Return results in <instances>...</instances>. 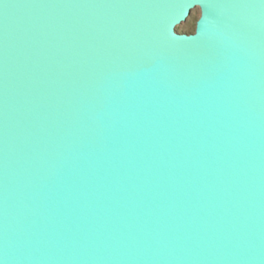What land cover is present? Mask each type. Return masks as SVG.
Segmentation results:
<instances>
[{"label":"water","instance_id":"obj_1","mask_svg":"<svg viewBox=\"0 0 264 264\" xmlns=\"http://www.w3.org/2000/svg\"><path fill=\"white\" fill-rule=\"evenodd\" d=\"M0 260L264 264L261 0H2Z\"/></svg>","mask_w":264,"mask_h":264},{"label":"rangeland","instance_id":"obj_2","mask_svg":"<svg viewBox=\"0 0 264 264\" xmlns=\"http://www.w3.org/2000/svg\"><path fill=\"white\" fill-rule=\"evenodd\" d=\"M201 16V11L200 9H195L191 16L188 18L186 22L178 26V31L182 33V31H187L190 29H194L196 27V22Z\"/></svg>","mask_w":264,"mask_h":264},{"label":"snow or ice","instance_id":"obj_3","mask_svg":"<svg viewBox=\"0 0 264 264\" xmlns=\"http://www.w3.org/2000/svg\"><path fill=\"white\" fill-rule=\"evenodd\" d=\"M2 2V0H0ZM261 4L264 5V0H261ZM4 7H8L7 4H4ZM244 7H253V5H244ZM0 264H4L2 260H0Z\"/></svg>","mask_w":264,"mask_h":264},{"label":"trees","instance_id":"obj_4","mask_svg":"<svg viewBox=\"0 0 264 264\" xmlns=\"http://www.w3.org/2000/svg\"><path fill=\"white\" fill-rule=\"evenodd\" d=\"M195 29H196V27L194 29H190V30H187V31H182V33H194Z\"/></svg>","mask_w":264,"mask_h":264}]
</instances>
